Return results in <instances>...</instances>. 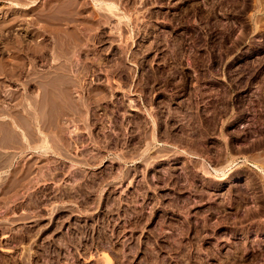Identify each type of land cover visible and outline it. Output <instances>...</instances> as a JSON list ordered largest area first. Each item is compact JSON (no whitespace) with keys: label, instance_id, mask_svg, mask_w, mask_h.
<instances>
[{"label":"rangeland","instance_id":"374dc122","mask_svg":"<svg viewBox=\"0 0 264 264\" xmlns=\"http://www.w3.org/2000/svg\"><path fill=\"white\" fill-rule=\"evenodd\" d=\"M0 264H264V0H0Z\"/></svg>","mask_w":264,"mask_h":264},{"label":"bare ground","instance_id":"6f19581e","mask_svg":"<svg viewBox=\"0 0 264 264\" xmlns=\"http://www.w3.org/2000/svg\"><path fill=\"white\" fill-rule=\"evenodd\" d=\"M1 211V210H0Z\"/></svg>","mask_w":264,"mask_h":264}]
</instances>
